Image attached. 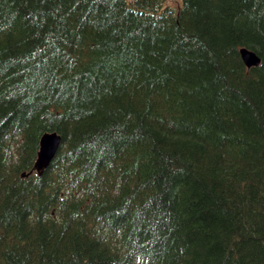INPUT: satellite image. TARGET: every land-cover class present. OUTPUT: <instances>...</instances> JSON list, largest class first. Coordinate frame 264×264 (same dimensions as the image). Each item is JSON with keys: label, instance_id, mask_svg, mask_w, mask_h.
Segmentation results:
<instances>
[{"label": "trees", "instance_id": "trees-1", "mask_svg": "<svg viewBox=\"0 0 264 264\" xmlns=\"http://www.w3.org/2000/svg\"><path fill=\"white\" fill-rule=\"evenodd\" d=\"M0 264H264V0H0Z\"/></svg>", "mask_w": 264, "mask_h": 264}, {"label": "water", "instance_id": "water-1", "mask_svg": "<svg viewBox=\"0 0 264 264\" xmlns=\"http://www.w3.org/2000/svg\"><path fill=\"white\" fill-rule=\"evenodd\" d=\"M241 57L247 67H257L261 61L259 57L248 49L241 50ZM61 145V137L57 133H46L40 140V150L34 166V171L41 174L52 162ZM25 177V175H23Z\"/></svg>", "mask_w": 264, "mask_h": 264}, {"label": "bare ground", "instance_id": "bare-ground-1", "mask_svg": "<svg viewBox=\"0 0 264 264\" xmlns=\"http://www.w3.org/2000/svg\"><path fill=\"white\" fill-rule=\"evenodd\" d=\"M259 59H260V58H259ZM260 61H261V59H260ZM243 62H244V61H243ZM244 64H245V63H244ZM260 64H261V63H260ZM245 65H246V64H245ZM246 67H247V66H246ZM257 67H258V66H257ZM248 68H249V67H248ZM252 68H254V67H252ZM45 134H46V133H45ZM59 136H60V135H59ZM61 142H62V139H61ZM60 146H61V145H60ZM59 148H60V147H59ZM57 153H58V152H57ZM56 155H57V154H56ZM56 155H55V156H56ZM54 158H55V157H54ZM54 158H53V159H54ZM36 161H37V160H36ZM52 161H53V160H52ZM51 163H52V162H51ZM51 163H50V164H51ZM35 164H36V163H35ZM50 164H49V165H50ZM34 166H35V165H34ZM47 168H48V167H47ZM47 168H46V169H47ZM46 169H45V170H46ZM45 170H44V171H45ZM44 171H43V172H44ZM43 172H42V173H43ZM31 173H37L38 175H41V174H42V173L39 174L38 172L34 171V168H33V170L31 171ZM24 175H25V177L28 176V174H24Z\"/></svg>", "mask_w": 264, "mask_h": 264}, {"label": "rangeland", "instance_id": "rangeland-1", "mask_svg": "<svg viewBox=\"0 0 264 264\" xmlns=\"http://www.w3.org/2000/svg\"><path fill=\"white\" fill-rule=\"evenodd\" d=\"M179 0H168V3L172 6H177Z\"/></svg>", "mask_w": 264, "mask_h": 264}]
</instances>
